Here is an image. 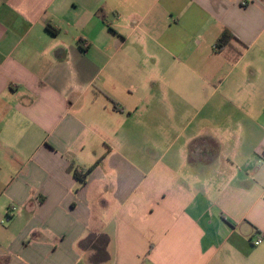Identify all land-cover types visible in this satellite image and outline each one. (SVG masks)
<instances>
[{
	"label": "crops",
	"instance_id": "obj_1",
	"mask_svg": "<svg viewBox=\"0 0 264 264\" xmlns=\"http://www.w3.org/2000/svg\"><path fill=\"white\" fill-rule=\"evenodd\" d=\"M0 264H264V0H0Z\"/></svg>",
	"mask_w": 264,
	"mask_h": 264
},
{
	"label": "trees",
	"instance_id": "obj_2",
	"mask_svg": "<svg viewBox=\"0 0 264 264\" xmlns=\"http://www.w3.org/2000/svg\"><path fill=\"white\" fill-rule=\"evenodd\" d=\"M233 36L229 33V32H224L222 37L218 40V47L219 48H223L224 46H226L229 42V40L232 38ZM91 171V170H90ZM88 171V173L90 172ZM87 173V175H88ZM87 175H80L77 172L75 173V176L80 180V181H84L85 177Z\"/></svg>",
	"mask_w": 264,
	"mask_h": 264
},
{
	"label": "built area",
	"instance_id": "obj_3",
	"mask_svg": "<svg viewBox=\"0 0 264 264\" xmlns=\"http://www.w3.org/2000/svg\"><path fill=\"white\" fill-rule=\"evenodd\" d=\"M245 4V3H244ZM262 243V237H258L254 242H253V244H254V246H258V245H260Z\"/></svg>",
	"mask_w": 264,
	"mask_h": 264
}]
</instances>
